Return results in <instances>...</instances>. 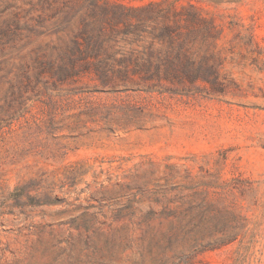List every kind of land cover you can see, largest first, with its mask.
I'll return each mask as SVG.
<instances>
[{
    "label": "trees",
    "instance_id": "16d2710c",
    "mask_svg": "<svg viewBox=\"0 0 264 264\" xmlns=\"http://www.w3.org/2000/svg\"><path fill=\"white\" fill-rule=\"evenodd\" d=\"M240 2L40 0L38 17L32 6L22 19L16 16L0 28V85L8 86L4 93L0 90L1 141L30 113L26 94L33 79L65 84L89 78L100 91L111 93L188 95L203 87L214 95L226 94L233 83L225 67L232 56L256 46L254 36L237 16L218 23L201 4ZM41 35L56 36V43L37 45L18 55L15 64L11 52ZM135 106L104 104L89 110L109 126L114 120L110 116L135 111ZM59 111L52 102L42 108L40 126L49 135L55 134ZM56 147L53 157L65 154V146ZM85 174L75 166L66 171V178L77 180ZM148 175L150 179L120 186L111 217L100 212L111 222L100 221L89 205L69 221L39 225L28 257L3 264H193L201 253L237 241L247 228L230 201L231 184H219L211 174L207 179L192 177L169 163ZM5 200L11 203L3 204L1 214L69 205L46 174L19 184Z\"/></svg>",
    "mask_w": 264,
    "mask_h": 264
},
{
    "label": "rangeland",
    "instance_id": "374dc122",
    "mask_svg": "<svg viewBox=\"0 0 264 264\" xmlns=\"http://www.w3.org/2000/svg\"><path fill=\"white\" fill-rule=\"evenodd\" d=\"M30 1L0 0V28L16 16L22 19L32 6L33 16L38 17L40 0H32V6ZM201 6L218 23L237 16L251 29L257 46L240 51V56H232L234 60L230 56L225 73L233 85L224 95L203 87L188 95L111 93L100 91L89 78L65 84L33 79L26 94L25 109L30 113L8 131L4 141L0 138V264L27 258L39 225L69 221L89 205L95 207L90 213L108 221L100 212L111 217L121 185L150 179V172L168 163L181 166L192 177L207 179L211 174L213 181L231 184L230 201L247 223L237 241L201 253L193 264H264V0ZM232 38L233 34L228 37ZM56 39L34 37L31 45L11 52L13 61L18 64V55ZM6 89L0 85L1 93ZM50 102L61 107L53 135L40 126L42 108ZM128 102L136 110L115 113L109 126L89 110ZM57 143L66 147L65 154L53 157ZM75 166L86 174L67 179L66 171ZM43 174L69 205L1 214L3 204L11 203L5 200L9 192ZM58 212L66 213L57 216Z\"/></svg>",
    "mask_w": 264,
    "mask_h": 264
}]
</instances>
